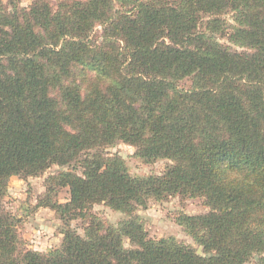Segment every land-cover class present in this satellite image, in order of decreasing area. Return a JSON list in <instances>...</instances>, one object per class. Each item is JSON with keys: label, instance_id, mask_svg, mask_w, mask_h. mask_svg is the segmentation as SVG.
<instances>
[{"label": "trees", "instance_id": "trees-1", "mask_svg": "<svg viewBox=\"0 0 264 264\" xmlns=\"http://www.w3.org/2000/svg\"><path fill=\"white\" fill-rule=\"evenodd\" d=\"M21 1L0 0V199L54 165L70 198L44 202L66 225L48 253L0 206V264H264V0ZM120 142L171 163L132 175ZM176 195L209 208L177 218L204 254L136 213Z\"/></svg>", "mask_w": 264, "mask_h": 264}, {"label": "rangeland", "instance_id": "rangeland-1", "mask_svg": "<svg viewBox=\"0 0 264 264\" xmlns=\"http://www.w3.org/2000/svg\"><path fill=\"white\" fill-rule=\"evenodd\" d=\"M1 1L10 7L9 0ZM49 1L54 7L58 3V0ZM21 3L28 7L33 3V0H22ZM116 7L120 8V3L117 2ZM226 17L233 20L231 14H227ZM96 30L100 32L101 26H97ZM221 41L227 43L225 38H221ZM107 151L111 154L121 155L126 160L129 172L135 176L161 174L171 163L167 159L147 163L135 155L136 148L134 146L124 142L110 147ZM59 169V166L54 165L45 173L30 176L27 179L12 176L5 196L0 199L1 208L18 220V233L28 249L48 253L63 242L65 222L55 209L44 205L48 199L65 203L70 198L68 187L54 184V188H51L48 183L49 177L56 174ZM208 209L202 197L176 195L162 201L152 200L147 208H139L136 213L141 215L149 237L159 239L174 236L178 241L191 244L204 254L203 248L178 223L177 218L181 213L200 214L207 212ZM92 212L106 225H118L127 218L125 213L116 211L105 203L95 204ZM87 223L82 219H76L70 224L78 233L84 235ZM124 243L131 247L128 238H124ZM256 262L257 257L252 258L246 264H256Z\"/></svg>", "mask_w": 264, "mask_h": 264}, {"label": "water", "instance_id": "water-1", "mask_svg": "<svg viewBox=\"0 0 264 264\" xmlns=\"http://www.w3.org/2000/svg\"><path fill=\"white\" fill-rule=\"evenodd\" d=\"M198 253H199V254H202V251H201V250H198Z\"/></svg>", "mask_w": 264, "mask_h": 264}]
</instances>
